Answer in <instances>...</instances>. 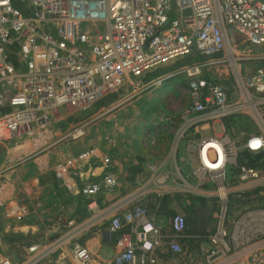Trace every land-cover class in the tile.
<instances>
[{"label": "built area", "instance_id": "1", "mask_svg": "<svg viewBox=\"0 0 264 264\" xmlns=\"http://www.w3.org/2000/svg\"><path fill=\"white\" fill-rule=\"evenodd\" d=\"M172 8L179 16L169 19ZM230 29L250 44H264V0H0V142L30 134L34 126L44 128L59 108L80 110L119 94L131 78L197 53L203 58L170 74L186 80L189 94L180 137L189 127L254 110L261 131L242 148L264 152V64L233 73L236 99L222 83L205 77L210 65L225 61L217 54L229 50L234 55ZM71 134L78 137L84 130L76 125ZM206 141L213 146L203 152ZM189 150L197 153L198 172L213 181L204 187L182 179L188 192L212 207V227L198 236L207 245L203 264H264V207L239 209L253 199L234 200L263 187V171L239 161L240 147L227 134L200 139ZM203 155L217 166H205ZM76 174L81 183L75 188L84 198L101 190L100 183ZM101 183L113 186L116 181L106 173ZM8 184L1 175L0 189ZM126 225L134 237L120 235L118 252L101 264H136L146 256L154 262L150 253L162 245L176 255L183 252L186 218L180 213L172 215L165 232L148 208L137 204L114 215L109 228L116 232ZM63 239L28 245L27 251L35 254L28 264L54 251ZM72 249L76 264L91 263L86 247L74 241Z\"/></svg>", "mask_w": 264, "mask_h": 264}, {"label": "crops", "instance_id": "2", "mask_svg": "<svg viewBox=\"0 0 264 264\" xmlns=\"http://www.w3.org/2000/svg\"><path fill=\"white\" fill-rule=\"evenodd\" d=\"M178 16L179 13L174 8L169 11V19ZM222 54L224 53L221 52L217 56H222ZM193 55L196 58H189V63L203 58L197 53H193ZM185 58L187 56L174 61L172 64ZM212 65L209 66V73L206 72L205 77L220 82L217 80L218 75L215 74V71L212 72ZM169 67L171 66H160L156 68V72L153 70L146 72L143 74V80L149 82L165 76L164 74L175 69L164 71ZM210 73H214L213 76ZM226 89L228 90V88ZM228 92L233 95L236 91H233V94L229 90ZM116 96L118 94H108L95 102L96 111L93 113V123H89L87 135L79 141L81 143L78 147L71 146L73 149L67 143L65 136L69 132L70 126L76 124L74 123L76 119L67 116V110L63 108H59L54 114H51L49 122L51 125L52 118L53 121L64 120L67 123L63 129L56 131L52 129L46 133V136H42L45 133L36 132V128H34L33 133L35 135L34 138H31L33 143L29 138H24L21 141L19 138L23 134L9 142H0V176L9 179V184L2 190L0 189V227L4 234L29 233L32 236L28 245L40 244L35 243L32 238L35 236V232L42 229L43 219L41 218L50 217L52 213L62 217L70 216L75 207L71 215L74 217V211L78 209L79 219L73 227L68 229L67 233L63 234V237H66L67 234L72 237V234L75 233L78 236V241H76L86 247L92 255L90 264H101L111 259L118 252L116 239L120 235L128 234L134 237V232L127 225L116 232L110 231V219L114 215L134 205L142 204L154 215L155 224L165 232H169L170 215L182 208L180 201L188 200L189 197L192 199L193 196L185 189V184L181 180L185 179L193 186H213V181L207 175L198 172V167L195 164L197 153L190 151L189 148L190 146L194 147L195 138L201 134L202 129L206 131L205 129L215 130L216 128L217 132L215 130L214 134L219 136L217 133L225 131L228 119L211 124H201L199 127L193 128L194 131L191 135H186V140L179 139L175 144L174 151L169 152L168 150L169 153L167 152L166 157L152 156L149 154L150 149L147 150L148 148L144 147L136 149L134 145L137 142V131L143 130L140 134L141 137L147 134L151 136L155 131H158L157 118L151 113L157 107V98L151 91L140 99L135 98L124 103L120 102ZM136 105L143 106L141 114H135L134 107ZM249 114L247 112L239 114V117H234L235 119L230 123L227 135L232 138V130H234L235 134H238L236 140L232 138L235 142L239 138L254 135L252 125L247 126L245 124V122L249 124L246 121L247 118H250L248 117ZM163 117L168 119L167 115ZM31 145L36 148V155L33 159L18 163L17 161H20ZM73 154H75V159L72 158L71 163H66L70 160L66 156ZM79 171L85 178L84 180L97 182L102 186L101 190L92 198H84L75 188L81 183L76 174ZM193 172L198 175V181ZM106 173L115 178V185H102L101 181ZM61 200L62 202H59ZM65 200L66 209L71 211L54 212L57 204H63ZM207 207H209L208 204ZM3 212L9 218L14 219H6ZM5 236L2 237V244L9 248L20 247L25 250L28 246L8 242ZM194 236L199 242H195L198 253L194 259H199L201 256L199 253L201 251L203 253L207 245L205 240L203 241L201 237L197 236L196 232ZM45 243L42 242L41 244ZM62 247L54 249L53 253L55 254L52 256L53 262L51 264H76L73 255L69 258L67 247ZM136 253L140 257L141 251L139 249L136 250ZM150 254L154 257V262H150L146 256L144 262L138 258L136 264H190L191 261L182 253L176 255L170 252L166 245L157 247ZM34 256L35 254L32 253L30 258ZM41 259L44 258L37 259L31 264ZM7 261L8 259L4 254L0 253V262L4 264ZM42 264H49V260Z\"/></svg>", "mask_w": 264, "mask_h": 264}, {"label": "rangeland", "instance_id": "3", "mask_svg": "<svg viewBox=\"0 0 264 264\" xmlns=\"http://www.w3.org/2000/svg\"><path fill=\"white\" fill-rule=\"evenodd\" d=\"M228 41L230 45L233 48L234 55L229 54V50L226 51L228 54H222V58L225 59L223 62L216 63L212 65V72L215 71V74L218 75V79L220 82L224 85V87L228 88V90L232 93L233 91H236L233 95H231L232 99H236L238 96L239 92L236 90V86L234 83V78H233V73L236 70H240L241 72L249 71L252 70L253 68L263 65L264 64V44H259V45H253L247 42L240 34L236 33L234 30L230 29L229 30V37ZM194 59L196 58L195 55L191 54L190 56H187L185 59ZM228 58V59H227ZM189 59V61H190ZM227 59V60H226ZM236 60V61H235ZM186 61V60H182ZM231 61V62H230ZM173 62L167 63L162 65V67L166 66H171ZM214 70V71H213ZM156 70L153 69V72H156ZM152 72V70L150 71ZM209 73V69L207 71ZM170 73L164 74L165 76L155 78L149 82H145L143 80V75L135 78H131L128 82L125 83V85L122 88V91L119 92L117 99L120 100V102H127L129 100L135 99V98H142L146 94L153 92L155 97L158 100V104L156 105L157 107L152 110V115L156 116V125H157V130L155 131L151 136L150 135H145V136H140L142 131H137L136 136L137 137V142L134 145L136 149L141 147L148 148L149 154L152 156H157V157H166L167 152H173L175 149V144L176 142L180 140H186V135H191L192 132L194 131V127H189L187 129H184V133L180 137V133L183 131L182 125H181V115L186 108L188 102H189V94H188V89H187V82L185 79H183L180 76H175L172 75L170 76ZM213 74L214 73H210ZM235 86V87H233ZM162 89V90H161ZM138 99V100H139ZM93 104H90L80 110L77 111H67V116L73 117L76 119V123L74 126L79 125L82 126V129L84 130V134L78 137H73V134H71V130L74 126H70V130L67 133L66 141L70 145V147L73 145L75 147H78V145L81 143L79 142L82 138H84L87 135V127L89 123H93L92 120L94 119V112L96 111V106ZM135 114H141L143 112V106L136 105L135 107ZM87 114V115H86ZM90 115V116H89ZM167 115L168 119H164L163 116ZM85 117V118H84ZM90 117V119H88ZM234 117H239V115H236ZM228 118V122L226 123L227 127H225V131L223 133H217L219 135L221 134H227V130L230 127L231 121L235 118ZM250 118H247V122L245 124L252 125L253 127V136H255L257 133H260L261 131V124L257 120V117L255 115V111H251L249 116ZM163 118V119H161ZM91 121V122H90ZM52 124H48V126H45L44 128H36V132H41L45 134H41L42 136H46V133L50 130H61L64 127H66V123L64 120H54L53 118L51 120ZM204 131L202 129L201 134L198 135L195 142H197L200 139L210 137L212 135H215V130L217 132V129H205ZM233 133L231 137L236 140L238 137V134H235L236 132L232 130ZM231 131V132H232ZM140 132V133H139ZM35 133H30V134H23L20 136V140L22 141L24 138H29L31 140V143H33V140L31 138H34ZM217 136V135H216ZM196 137V136H195ZM250 136H247L245 138H239L238 141H236V145L240 147V154L239 158L242 159L245 163H254L256 167L260 168L263 173H264V156L263 158L257 159L256 157H253L251 155H248L244 153L243 143L249 138ZM20 141V143H22ZM75 142V143H73ZM44 147L46 145H43ZM72 148V147H71ZM73 149V148H72ZM168 152V153H169ZM248 152V151H247ZM37 150L34 147V145L30 146V149L26 151L23 154V157L20 159V161H17L18 163L21 161H26L29 159H33V157L36 155ZM251 153V152H250ZM254 154V153H252ZM264 154V152H263ZM69 157L70 160L72 161L75 157V154L66 156ZM75 159V158H74ZM195 164L197 165V159L195 155ZM185 180V179H183ZM182 181V180H181ZM189 183V181H188ZM62 197V196H61ZM65 197V196H64ZM188 198V200H182L180 201L182 208L177 210L176 212H173L170 216L172 217L173 214L175 213H180L185 216L186 218V231L184 232L183 236L180 238V243L182 245L184 256L189 259H191L190 264H202L204 255L203 253L200 252L199 250V259H194L197 255V250H196V243L198 239L194 236L196 232V226H197V216L203 210V208L207 207L206 202L203 204L204 201L198 196L193 195ZM251 198L253 199L252 202L249 203H244L242 205L239 204V209L247 207V206H263L264 207V186L260 187L251 193ZM196 199V200H193ZM201 199V201L197 200ZM64 200V199H63ZM59 202H62L59 201ZM63 204H57V207L54 212L61 213L63 211L65 212H70L69 210L66 209V200L63 201ZM196 203V206L194 207ZM208 206H211V203L208 204ZM29 207V206H28ZM75 208V207H74ZM71 211V214H73V210ZM67 210V211H66ZM200 211V212H199ZM75 216L73 217L71 214L70 216H65L62 217L61 215H54L55 213H52V216L50 217H44L41 218L43 219V223H41L42 229L40 231L35 232V236L32 238L35 243H50L59 237L63 236L64 233H67L68 229L73 227L79 219V210L76 209L74 211ZM4 217L6 219L12 220L14 218L8 217L5 215V212H3ZM170 217V218H171ZM209 224L207 226V230H210L213 224L212 220V211L209 214ZM7 235V233L4 234L2 231V228L0 227V253L4 254V256L8 259L10 264H27V261L29 260L30 256L32 253H29L27 251V248L24 250L23 248L17 247V248H12V247H7L6 245L2 244V237ZM75 233L71 235L67 234V236H64L63 241L61 242L62 244L60 245L61 247H67V250L69 252L68 256L69 258L71 255H73V249H72V243L77 240L78 236H74ZM202 240L204 241L205 238L201 237ZM201 240V239H199ZM78 241V240H77ZM199 243V242H197ZM59 246V247H60ZM62 247V248H63ZM61 249V248H60ZM62 251V250H60ZM204 252V251H203ZM53 251L47 253L45 256H43L44 259H41L37 261L34 264H42L43 262L47 263L49 260V264L53 262ZM65 257L67 255L65 254ZM63 258V257H62ZM74 258V256H73ZM66 259V258H64ZM52 260V261H51ZM192 260H194L192 262Z\"/></svg>", "mask_w": 264, "mask_h": 264}, {"label": "trees", "instance_id": "4", "mask_svg": "<svg viewBox=\"0 0 264 264\" xmlns=\"http://www.w3.org/2000/svg\"><path fill=\"white\" fill-rule=\"evenodd\" d=\"M183 60H186L185 62L180 60V61H177L175 62L174 64L171 65V67H169L168 69H165L164 71H169L170 69L172 68H177L178 66H181V65H184V64H187L189 63V59H183ZM244 153L248 154V155H251L253 157H256L257 159L259 158H263L264 154L263 152L261 153H250V152H247L246 150L243 151ZM239 161L240 162H244L242 159L239 158ZM249 164V163H248ZM254 163H250L249 165H252V166H255L253 165ZM256 167V166H255ZM199 201H201V199H197ZM234 200L235 201H243V200H251V195L249 193H246V194H242V195H239V196H236L234 197ZM205 202H203L204 204ZM31 234L27 233V234H23L21 232H16V233H9L5 236V239L8 241V242H16V243H20L22 245H28L31 241Z\"/></svg>", "mask_w": 264, "mask_h": 264}, {"label": "water", "instance_id": "5", "mask_svg": "<svg viewBox=\"0 0 264 264\" xmlns=\"http://www.w3.org/2000/svg\"><path fill=\"white\" fill-rule=\"evenodd\" d=\"M212 211V207H205L197 216V228L196 234L197 236H202L206 233L207 224L209 221V214Z\"/></svg>", "mask_w": 264, "mask_h": 264}, {"label": "bare ground", "instance_id": "6", "mask_svg": "<svg viewBox=\"0 0 264 264\" xmlns=\"http://www.w3.org/2000/svg\"><path fill=\"white\" fill-rule=\"evenodd\" d=\"M231 62V61H230ZM257 142V139H254L253 141H252V143L253 144H255ZM204 147H203V152L207 149V148H209V147H211V146H213V144H212V142L211 141H206L205 143H204V145H203ZM215 146V145H214ZM216 147V146H215ZM217 152H220V148H218L217 149ZM204 154V153H203ZM203 162H204V164H205V166H208V167H211V168H215L217 165H210V162L205 158V156L203 155ZM214 162H216V161H214Z\"/></svg>", "mask_w": 264, "mask_h": 264}]
</instances>
